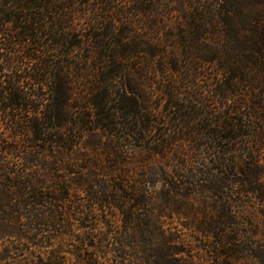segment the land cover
I'll use <instances>...</instances> for the list:
<instances>
[{
    "label": "rangeland",
    "instance_id": "1",
    "mask_svg": "<svg viewBox=\"0 0 264 264\" xmlns=\"http://www.w3.org/2000/svg\"><path fill=\"white\" fill-rule=\"evenodd\" d=\"M78 6L77 29L83 0ZM147 58L139 54L122 75L101 79L112 92L136 94L144 109L116 112L108 96V126L80 137L69 125L48 130L71 141L69 148L18 134L24 110L0 111V162L32 185L0 190V264H264V132L254 164L246 143L220 153L207 132L215 125L211 97L203 91L201 99L192 95L196 102L187 91L208 88V69H197L186 85L179 73L171 81L173 70L153 74ZM26 62L0 63L10 65L1 74L19 77ZM88 80L78 101L89 118ZM27 82L28 91H44ZM172 94L188 111L166 107ZM32 98L28 113L39 117L44 102Z\"/></svg>",
    "mask_w": 264,
    "mask_h": 264
},
{
    "label": "trees",
    "instance_id": "2",
    "mask_svg": "<svg viewBox=\"0 0 264 264\" xmlns=\"http://www.w3.org/2000/svg\"><path fill=\"white\" fill-rule=\"evenodd\" d=\"M79 2L0 0V63H30L11 79L1 74L10 65L0 68V111L24 110L19 132L69 148L71 141L60 134L53 138L48 130L69 125L80 137L93 125L108 126L113 122L106 110L108 96L117 101L114 111L138 115L144 107L136 94L131 99L112 92L101 79L122 75L128 60L144 53L153 74L173 70L171 81L179 73L186 85L194 83L197 69H208L207 89L189 94L187 87L196 102L203 91L211 97L215 125L208 137L218 141L220 153L246 143L247 159L255 163L264 132V0H83V23L77 29ZM91 60L94 68L87 65ZM84 78L89 79L84 92L89 118L78 101L83 99ZM27 81L44 91H28ZM32 96L44 102L39 117L29 114ZM172 99L167 108L187 110L176 94ZM18 123L13 120L12 127L17 129ZM220 141L229 147L223 149ZM20 180L11 166L0 162L1 192L32 186Z\"/></svg>",
    "mask_w": 264,
    "mask_h": 264
}]
</instances>
